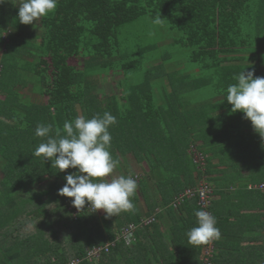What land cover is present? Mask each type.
Returning a JSON list of instances; mask_svg holds the SVG:
<instances>
[{"label":"trees","instance_id":"16d2710c","mask_svg":"<svg viewBox=\"0 0 264 264\" xmlns=\"http://www.w3.org/2000/svg\"><path fill=\"white\" fill-rule=\"evenodd\" d=\"M19 4H0V264H218L219 239L200 246L188 241L201 210L197 197L184 198L177 207L172 203L200 180L221 190L243 179V170L259 179L238 188L261 192L247 187L264 180V137L242 112H230L226 89L242 71L264 77V0H58L39 24L20 23ZM143 16L160 18L174 32L172 45L186 51L182 64L166 55L147 59L145 48L139 57L115 59L120 27ZM73 56L85 59L81 69L69 63ZM95 59L98 70L118 77L122 95L96 97L89 80L94 76L88 74ZM137 72L140 82L124 89L126 76ZM27 82L32 97L16 88ZM105 111L117 119L109 128L113 158L133 153L149 166L138 179L130 173L138 184V194L130 198L135 209L100 220L87 204L78 212L72 198L58 195L65 175L76 169L58 171L54 161L33 153L47 139L35 135L38 124L52 125L51 135L57 129L64 135L65 121ZM191 148L202 162L188 157ZM176 161L183 165L172 174ZM189 165H197L195 179L169 193L176 174L188 172ZM213 173L221 177L213 181ZM152 187L158 192L149 197ZM158 208L173 216L170 237L159 231ZM56 210L66 216L56 236L49 233L52 240L32 231L43 228ZM209 210L215 217L211 200ZM151 216V223L141 224ZM56 220L60 217L52 223ZM129 223L137 225L131 244L120 233ZM106 244L107 251L88 255Z\"/></svg>","mask_w":264,"mask_h":264},{"label":"clouds","instance_id":"9594fccd","mask_svg":"<svg viewBox=\"0 0 264 264\" xmlns=\"http://www.w3.org/2000/svg\"><path fill=\"white\" fill-rule=\"evenodd\" d=\"M4 2L0 0V4ZM57 5L58 0H20L17 18L22 24H33L54 12ZM156 22L160 23V18ZM234 79L236 83L226 89L230 112H242L244 119L264 137V77L254 78L252 70L242 71ZM116 123V117L105 111L91 118L78 115L72 121H65L64 135L59 129L51 135L52 125L38 124L35 128L37 137L47 139L36 147L33 155L54 161L58 171L76 169L65 175L66 183L58 190V195L72 198L71 205L78 212L84 210L86 204L92 212L103 210L108 217L135 209L130 198L138 188L136 179L130 174L113 175L119 161L110 152L112 136L109 128ZM195 216L197 226L187 233L190 244L207 245L221 238L213 215L198 210Z\"/></svg>","mask_w":264,"mask_h":264},{"label":"rangeland","instance_id":"374dc122","mask_svg":"<svg viewBox=\"0 0 264 264\" xmlns=\"http://www.w3.org/2000/svg\"><path fill=\"white\" fill-rule=\"evenodd\" d=\"M35 23L39 24V19L36 20ZM174 36H176L174 34V32L170 31L163 22L160 21V23H157L156 20H153L147 16H143V17L137 19L136 21H134L132 23H128V24H125V25L120 27L119 46H118V50L116 48L115 59L122 62V60H127V59H131V58L139 57L140 51L143 48H145L146 49L145 57L147 59H152L155 56L157 57V56L166 55L167 57H169V58H167L168 60L174 59V61L176 63L182 64L183 60L181 57L182 56L184 57V54L186 51L181 50L178 47H175L172 45L171 40L174 38ZM95 60H96V63L94 65H91L92 68H91V70L88 71V74H90V76H94L92 78H89V80H90V83L94 84V86H95L93 93L96 95V97L98 99H103L106 96H112V95L114 96L115 95L118 97V96L122 95L121 88L118 87V85H117L118 77H115L114 75L108 73L107 71L98 70L96 68V64L99 61V59H95ZM160 62H161V60L156 61L153 64H158ZM69 63L71 65L81 69L83 67V64L85 63V59L82 57L73 56L69 59ZM145 65H148V64H145ZM144 68H145V66H144ZM183 68H185V63H184ZM101 74H104L106 76H100ZM97 75H99L100 77L99 76L97 77ZM141 78H142V74L140 72L132 73V74L126 76L125 82H124V89H126L128 86L130 88H133L135 85H137L140 82ZM32 86L33 85L31 82H27V84L22 85V86H17L16 88H17V90H19L21 92V94L23 96L32 97L35 95L31 92ZM193 90H195V89H192L190 91L192 92ZM124 94H126V93H124ZM192 96H194V95H192ZM42 100H43V102H45L46 97H43ZM117 102L119 103V99L116 100V103ZM193 104L194 103H192L190 106L192 107ZM188 140L191 141L190 138H188ZM192 149L193 148H191L189 150L190 152L187 151L188 157L189 158L192 157V160L194 159V161L202 162L203 159L201 158V156L199 154L195 153V155H194L193 153H191ZM182 152H184V151H181V153ZM183 159L185 162L186 161V154L185 153L183 155ZM117 160L119 161V163H118V166L116 167V169L114 170L113 175H123V173L125 172V168H126V169H128L129 174L133 173V175H137V179H138L139 177H142L145 174V172L147 171L148 166H149L146 160L138 161L135 158V156L133 155V153L126 154L124 156V159L119 156ZM212 161L213 162H219V159H214ZM186 162H188V161H186ZM189 162H191V161L189 160ZM179 165H183V162L182 161H176L174 163V168L171 169L172 174H174L175 168ZM196 166L197 165H194V166L189 165V171L188 172H186L185 174L184 173L176 174L177 177L175 179H173V187L172 188L168 187L169 193H171L173 188L175 189L178 186L183 185V183H185L187 180H189V179L194 180L198 174ZM169 175H170V173L168 174V176ZM145 176H148V175H145ZM169 177H171V176H169ZM105 179H107V178H105ZM200 181H198V182H200ZM169 183L171 184V179H169ZM151 191L152 192H158L156 189H154L152 187V189L149 192V197H153V193ZM135 194H138V191H136ZM56 212H57L56 215H52L53 218L46 225H44L43 228H36V227L33 228V226H32L31 227V229L33 228L32 231H35V230L40 231V234H42L43 237L50 236L49 238H50V240H52V237L49 233H55L57 229H58L57 231H60L59 229L64 224L63 220L66 216V214L63 212L61 213V212H58L57 210H56ZM95 212H96V215L98 216V218L100 220H101V217H103L105 214L103 210H97ZM119 215L113 216V218L116 219L119 217ZM175 215H177V214H175ZM55 216L57 218L59 216L60 220L59 221L56 220L52 223ZM116 223H117V220H116ZM116 223H115V220L112 221V228L114 227V229H117ZM166 223H167V220H166ZM122 225H123V223H121L119 226H122ZM160 227L163 230V232L165 233L166 237H170L172 235L168 224L161 222ZM55 236H56V233L54 234V237ZM64 241L66 242L67 240L65 239ZM128 242H130L129 244H131V243H133V240H130ZM67 245H68V243L66 244V246ZM170 247H169V249H170ZM67 249H69V247H67ZM170 252H171V249H170ZM122 264H126V263L123 261Z\"/></svg>","mask_w":264,"mask_h":264},{"label":"crops","instance_id":"0c3cea01","mask_svg":"<svg viewBox=\"0 0 264 264\" xmlns=\"http://www.w3.org/2000/svg\"><path fill=\"white\" fill-rule=\"evenodd\" d=\"M251 175L249 170H243L240 175L243 179L235 178L228 185L224 184L227 187L221 190H216L214 184L211 190L216 226L221 232L219 242L222 246L215 250L217 258L219 256L218 264H264V194L238 188L240 182L256 183L259 176ZM220 177L217 173L211 175L213 181ZM155 211L158 213L159 231L163 232L161 222L168 224L170 229L173 216L163 208ZM186 215L183 212V216ZM174 218L178 219V216Z\"/></svg>","mask_w":264,"mask_h":264},{"label":"built area","instance_id":"2783aa9c","mask_svg":"<svg viewBox=\"0 0 264 264\" xmlns=\"http://www.w3.org/2000/svg\"><path fill=\"white\" fill-rule=\"evenodd\" d=\"M248 189H256L264 193V180L257 184H248ZM210 194H211V188L208 185V183L201 181L198 186L193 188H187L184 190L181 194L176 196L173 200V206L177 207L179 204H181L182 199L184 198H193L197 197V204L200 206L201 210H205L210 213L209 205H210ZM211 214V213H210ZM154 220V217L151 216L146 219H142L141 224L147 225L151 223ZM137 228L136 224L129 223L126 227H123L120 231L121 236L124 237L127 241L133 240V232ZM113 245V243H111ZM108 249V245H104L102 247L96 246L93 247L89 252V256H96L98 255L102 250ZM73 263V262H72ZM71 263V264H72Z\"/></svg>","mask_w":264,"mask_h":264}]
</instances>
